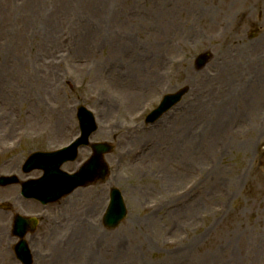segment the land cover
<instances>
[{
  "label": "rangeland",
  "instance_id": "374dc122",
  "mask_svg": "<svg viewBox=\"0 0 264 264\" xmlns=\"http://www.w3.org/2000/svg\"><path fill=\"white\" fill-rule=\"evenodd\" d=\"M80 105L111 172L47 212L38 264H264V0H0V174L65 147ZM113 186L128 215L107 229Z\"/></svg>",
  "mask_w": 264,
  "mask_h": 264
},
{
  "label": "water",
  "instance_id": "95a60500",
  "mask_svg": "<svg viewBox=\"0 0 264 264\" xmlns=\"http://www.w3.org/2000/svg\"><path fill=\"white\" fill-rule=\"evenodd\" d=\"M199 62H200V66H203L206 62H207V57L206 58H200L199 59ZM182 94V93H181ZM180 96V94L179 95H177V96H175L174 98H172V100L174 101V100H177L178 99V97ZM160 109L162 110H159V112L161 113V112H163V111H165L166 109H165V107H164V105H162L161 107H160ZM153 117V116H152ZM151 117V118H152ZM98 150V154L99 155H102L103 153H105L106 152V150H107V148L105 147V146H101L100 148H98L97 149ZM106 171V170H105ZM112 212H113V214H117L112 220H109L108 222L110 223H114L113 225H118L120 222H121V220L126 216V210H125V208H124V206H123V204L120 202V199H119V197L117 196L116 197V201L114 202V204H113V209H112ZM109 218H111V215H110V217ZM117 219V220H116ZM116 220V221H115Z\"/></svg>",
  "mask_w": 264,
  "mask_h": 264
},
{
  "label": "bare ground",
  "instance_id": "6f19581e",
  "mask_svg": "<svg viewBox=\"0 0 264 264\" xmlns=\"http://www.w3.org/2000/svg\"><path fill=\"white\" fill-rule=\"evenodd\" d=\"M89 38H90V34H85L83 37H82V42L83 43H87V42H90L92 39H90L89 40ZM51 82V81H50ZM50 85H51V87L53 86V84L52 83H50ZM107 112H109L110 111V108L108 109V110H106ZM102 114H103V112H102ZM234 117H235V115H234ZM185 117L183 116L181 119H180V121H179V123L180 122H182V120L184 119ZM1 131H3V129H0ZM61 130V129H60ZM87 231V230H86ZM80 234H82V235H84L85 234V229L84 230H82L81 231V233ZM49 257H50V259H51V264H56V257H55V255H49Z\"/></svg>",
  "mask_w": 264,
  "mask_h": 264
}]
</instances>
